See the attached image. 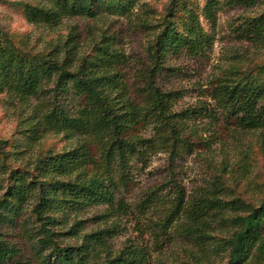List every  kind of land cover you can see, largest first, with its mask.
<instances>
[{
    "label": "trees",
    "instance_id": "trees-1",
    "mask_svg": "<svg viewBox=\"0 0 264 264\" xmlns=\"http://www.w3.org/2000/svg\"><path fill=\"white\" fill-rule=\"evenodd\" d=\"M12 3L30 23L48 26L75 15L129 16L137 6L136 0ZM179 6L185 13L183 27L175 21ZM235 6L251 12L238 18L234 30L256 49H264V0H204L198 6L169 0L148 44L150 64L138 74L135 91L140 100L131 97L117 68L120 53L106 41L76 58L78 44L72 38L61 42L58 53L33 51L0 26V91L25 103L39 100L30 115L35 122L27 128L31 145L47 132L75 139L74 145L62 150L47 148L38 153L21 171L13 165L16 140L0 137V167L7 174L0 197V264H28L19 248L5 238L2 226L15 225L29 203L32 220L26 228L34 229L30 237L39 264H151L144 246L130 243L113 251L108 240L120 233V224L108 222L131 213L121 188L128 183L135 158L159 149L176 155L178 147L191 146L184 134L197 109L174 111L177 92L162 90L156 80L165 69H175L167 64L172 55L206 53L214 42L218 12ZM50 83L54 87L49 89ZM69 93L79 100L77 106L55 99ZM212 97L235 129L248 134L261 131L264 136V62L249 68L231 65L215 79ZM144 123L154 124L153 137L135 133ZM216 178L189 194L175 184L169 210L152 230L155 239L176 226L184 239L198 246L196 252L189 250V264H211L212 251L225 253L221 264H264V199L255 203L227 196L224 192L229 188L222 175ZM97 205L106 206L97 215L104 225L83 232V220L70 222L71 215ZM63 235L73 242H64Z\"/></svg>",
    "mask_w": 264,
    "mask_h": 264
},
{
    "label": "rangeland",
    "instance_id": "rangeland-1",
    "mask_svg": "<svg viewBox=\"0 0 264 264\" xmlns=\"http://www.w3.org/2000/svg\"><path fill=\"white\" fill-rule=\"evenodd\" d=\"M14 1L47 3V0H0V26L3 30L15 33L17 43L33 51L58 53L61 42L72 38L77 42V57L89 53L94 45L102 40L116 48L120 57L117 68L124 75L132 98L142 99L135 87L139 85L138 74L150 64L148 44L157 22L163 19L169 0H136L135 13L118 16L102 13L96 17L75 15L64 17L55 26L30 23L22 9L13 5ZM113 1V0H109ZM122 1V0H120ZM124 1V0H123ZM191 6H198L204 0H186ZM244 6L227 7L218 12L216 31L203 20L205 29L212 33L214 42L206 53L189 55L186 52L172 55L167 64L174 70L165 69L157 78L158 86L164 91L177 92L173 110L197 109L187 124L184 134L191 146L178 147V154L170 155L164 149L148 153L144 158L133 160L128 183L121 188V195L130 206V214L121 219L110 218L108 224L118 220L120 233L108 240L113 251L122 249L126 244L144 246L150 254L151 264H189L188 252H196L198 246L183 238L172 226L158 241L152 230L155 223L169 210L175 195L174 185L184 188L187 194L207 187L218 175H222L228 190L227 196H241L246 200L259 203L264 199V136L261 131L245 133L225 120L212 97L215 79L231 65L243 68L253 67L255 62H264V49H256L252 43L242 39L234 30L238 18L249 14ZM185 13L177 8L176 22L183 27ZM147 20L144 23L143 20ZM75 66L78 60L74 61ZM50 83L47 88H53ZM58 102L68 107L77 106L79 100L72 93L58 95ZM39 103L34 99L28 103L9 97L0 91V137L15 141L16 154L14 166L27 167L33 158L47 148L62 150L74 145L75 139L63 134L47 132L34 145H31L27 128L32 122V109ZM216 114V117L213 115ZM146 137L156 134L154 124L144 123L136 131ZM5 170L0 167V197L7 186ZM105 205L89 207L76 215L70 222L83 220V232L104 225L97 215L105 210ZM31 203L16 219L15 225L4 224L2 232L8 242L16 245L21 256L28 264H39L36 250L27 229L31 223ZM176 225V224H175ZM150 228L148 229V227ZM221 234V235H220ZM216 235L225 236L226 232ZM64 242L73 240L61 236ZM225 253H210L208 263L221 264ZM191 262V261H190Z\"/></svg>",
    "mask_w": 264,
    "mask_h": 264
}]
</instances>
